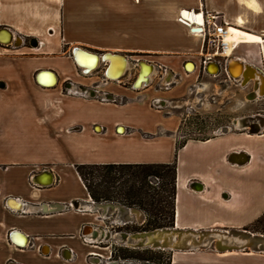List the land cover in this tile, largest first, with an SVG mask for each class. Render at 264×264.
<instances>
[{"label":"crops","instance_id":"obj_1","mask_svg":"<svg viewBox=\"0 0 264 264\" xmlns=\"http://www.w3.org/2000/svg\"><path fill=\"white\" fill-rule=\"evenodd\" d=\"M207 14L235 31L230 77L213 63L204 71L217 54L191 28ZM152 67L175 85L135 90ZM202 73L225 77L223 95L231 84L264 93V0H0V264H112L109 228L146 216L92 201L75 166L175 160L174 229L220 231L251 248L171 250L172 264H264V123L252 133L234 120L177 149L181 119L151 105L183 96Z\"/></svg>","mask_w":264,"mask_h":264},{"label":"trees","instance_id":"obj_2","mask_svg":"<svg viewBox=\"0 0 264 264\" xmlns=\"http://www.w3.org/2000/svg\"><path fill=\"white\" fill-rule=\"evenodd\" d=\"M187 140H181L177 149L184 146ZM75 167L92 201L116 203L127 208L139 209L145 214L144 224L126 225L124 230L148 232L174 228L177 195L176 160L172 163L81 164ZM263 221L264 219L259 220L258 224ZM172 257V252L165 250H141L118 246H113L112 249L114 261L172 264Z\"/></svg>","mask_w":264,"mask_h":264},{"label":"rangeland","instance_id":"obj_3","mask_svg":"<svg viewBox=\"0 0 264 264\" xmlns=\"http://www.w3.org/2000/svg\"><path fill=\"white\" fill-rule=\"evenodd\" d=\"M212 50L215 51L216 49ZM216 59L222 58L216 57ZM98 68L99 67L96 69ZM160 70L162 73H160ZM169 74L168 71L165 72L163 69L155 68L149 83L151 91L170 90L175 85L176 79H172V83L166 82L164 76ZM132 82V79L129 81L124 80V85L129 87ZM185 84L186 88L183 96L166 97L163 102L164 115L181 119L182 125L180 127V137L182 140H204L210 138L230 126L234 120H236V127L242 126L239 125V120L245 117L260 116L264 118V96L253 99L252 86H248L246 89H240L236 85L231 84L228 93L223 95L221 92L222 88H228L226 85L227 83L225 82V77L218 76L217 78H209L203 73L199 77L187 78ZM146 86L144 88H147ZM139 97L141 96H138V98ZM118 99L121 101V98ZM148 119L149 121H153L155 118L153 116H148ZM256 120L259 119L255 118L251 121L255 122ZM136 210L143 213L139 209ZM128 225L141 226V224L136 221ZM110 226L111 225H108V227ZM124 227L126 226L116 225L109 228L114 235V246L130 247V244L123 243L126 237L125 235L140 233L128 232L124 230ZM128 242L132 244L136 243V241L132 239ZM153 250L162 251L160 249ZM118 262L121 264H146L132 260H121Z\"/></svg>","mask_w":264,"mask_h":264},{"label":"water","instance_id":"obj_4","mask_svg":"<svg viewBox=\"0 0 264 264\" xmlns=\"http://www.w3.org/2000/svg\"><path fill=\"white\" fill-rule=\"evenodd\" d=\"M100 56H98V59ZM104 61H108L109 58H104ZM87 70L92 69L91 67H87ZM219 71V70H218ZM149 80L146 79L144 82H148ZM260 95V96H259ZM255 96V97H254ZM253 99L257 97H263V94L254 93ZM261 119L262 123H264V118L260 116H250L240 119V123L242 127L249 128L252 133L261 132L259 127H248L246 126L247 119ZM197 183H193L192 187H197ZM125 208V207H123ZM125 210L128 211L127 208ZM131 212H137L134 209H130ZM233 236L241 235L244 237L243 239L248 240L250 236L247 233H243L240 231H234ZM125 239L135 240L137 243L132 244L124 240L125 244H130L131 248L134 249H144V248H151V249H160V250H175V251H195L200 249H207L211 245H214L218 251H226V250H241L245 247L251 248L249 243L244 241H235L232 240L230 234H226L220 231H203V232H194L190 230H181V229H174V228H163L157 229L154 231L148 232H140L135 233L133 235H125ZM150 237V241L145 244L140 241V239H145ZM231 243L232 245H225V243ZM112 264H121L115 261H112Z\"/></svg>","mask_w":264,"mask_h":264},{"label":"built area","instance_id":"obj_5","mask_svg":"<svg viewBox=\"0 0 264 264\" xmlns=\"http://www.w3.org/2000/svg\"><path fill=\"white\" fill-rule=\"evenodd\" d=\"M190 14L192 19H189V21L186 20V16L184 15V12L181 15V18L179 19L182 23H184L185 25H188L189 27H191L193 25L192 22H194L196 19H194L192 12H187ZM202 21L201 22H197V24H195V26H193L191 28V31L193 33H198V34H202L206 37V44H208V46L212 49H216L214 51L215 54H217V57H221L223 59H216L214 58L212 60L211 57H208L206 59L203 60V64H204V71L206 69V65L213 63L214 65H216L219 68L218 72H224L226 73L229 77V70H228V53L232 50V48L234 47L233 42L230 41L229 39V29L230 26L227 25L226 23H217L216 22V18L210 14H207L206 16H202L201 17ZM196 22V21H195ZM194 22V23H195ZM189 23H191L192 25H190ZM101 57V56H100ZM104 63V64H103ZM105 64L106 61L102 60L101 66L99 67V69H94V71H98V70H105ZM103 66V68H102ZM138 64H135V67H137ZM123 78V76H122ZM120 78V79H122ZM149 81L148 82H144V86H134L132 85V87L135 90H141L142 88H144L146 85V87L149 86ZM66 91L69 93H71V90L66 89ZM74 94H78V91H74ZM119 97L117 96H113L112 97H108L107 95H104L102 100H111L112 102L118 103V102H122L119 101L118 99ZM163 102L164 100L162 99H153L151 101V105L153 108L155 109H163ZM221 132V131H220ZM71 207L73 209H79V208H75V206L73 204H71Z\"/></svg>","mask_w":264,"mask_h":264},{"label":"bare ground","instance_id":"obj_6","mask_svg":"<svg viewBox=\"0 0 264 264\" xmlns=\"http://www.w3.org/2000/svg\"><path fill=\"white\" fill-rule=\"evenodd\" d=\"M184 15L187 17V19H192L189 13L184 12ZM234 32H235L234 30L229 29V39H230V41H233V40H234V39H233V37H234ZM101 59H102V58L100 57L99 60L101 61ZM101 63H102V62H100V65H99V66H101ZM96 66H97V64H95L92 68H95ZM123 66H124V64H123ZM214 68H215V71H212V73H213V74H216V73L218 72L219 68H218L217 66H214ZM233 68H234V69H233L232 71H233L234 76H235V77H240V76L242 75V73H243V66H242V65H239V68H238V66H237V67H233ZM154 71H155V68H154V67L144 69L143 74H142V78L140 79L138 85H139V86H142V83L144 82L143 80L148 79V76L151 74V72H154ZM149 79H151V78L149 77ZM149 79H148V80H149ZM247 80H248V79H247ZM260 94H263V93H260ZM251 120H252V119H247L245 125L248 126V127H250V128H252V127H259V129H261V126L256 125L255 122H252ZM259 120H261V119H259ZM249 121H250V122H249ZM239 125H242V124L240 123V121H239ZM92 232H93V228H91V227L87 228V230H86V234H88V233H92ZM237 239H238V238H237ZM125 240H126V239H125ZM126 241L128 242V239H127ZM140 241H141L142 243L147 244V243L150 241V237L145 238V239H140ZM136 243H137V242H136Z\"/></svg>","mask_w":264,"mask_h":264},{"label":"flooded vegetation","instance_id":"obj_7","mask_svg":"<svg viewBox=\"0 0 264 264\" xmlns=\"http://www.w3.org/2000/svg\"><path fill=\"white\" fill-rule=\"evenodd\" d=\"M100 65V64H99ZM102 72V70H98V73Z\"/></svg>","mask_w":264,"mask_h":264}]
</instances>
